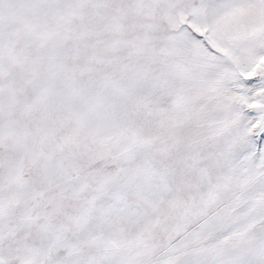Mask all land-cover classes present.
I'll return each mask as SVG.
<instances>
[{"label":"snow or ice","instance_id":"obj_1","mask_svg":"<svg viewBox=\"0 0 264 264\" xmlns=\"http://www.w3.org/2000/svg\"><path fill=\"white\" fill-rule=\"evenodd\" d=\"M0 264H264V0H0Z\"/></svg>","mask_w":264,"mask_h":264}]
</instances>
